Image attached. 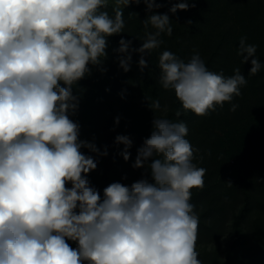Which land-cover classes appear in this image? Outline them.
<instances>
[{
  "label": "clouds",
  "instance_id": "obj_1",
  "mask_svg": "<svg viewBox=\"0 0 264 264\" xmlns=\"http://www.w3.org/2000/svg\"><path fill=\"white\" fill-rule=\"evenodd\" d=\"M140 2L116 0L110 16L100 11L108 0H0V264H202L199 218L189 200L191 189L204 187L206 169L193 163L198 149L185 138L187 124L154 116L132 165H147L151 182H113L101 197L87 175L98 161L80 149L107 156V146L101 151L79 140L80 125L70 118L79 107L74 85L91 74L89 65L107 71V38L123 33V9ZM143 2L152 13L144 28L156 31H146L139 48L120 39L114 52L124 72L133 53L143 72L145 54L163 43L161 33L172 35L169 15L154 12L163 5ZM190 7L195 4L181 0L169 12ZM246 39L237 54L250 60L255 75L261 63ZM158 66L163 88L198 116L239 96L247 83L240 68L231 77L209 71L198 52L186 63L164 51ZM149 107L161 106L156 100ZM115 144L124 145L120 155L128 161L129 136L117 135Z\"/></svg>",
  "mask_w": 264,
  "mask_h": 264
},
{
  "label": "trees",
  "instance_id": "obj_2",
  "mask_svg": "<svg viewBox=\"0 0 264 264\" xmlns=\"http://www.w3.org/2000/svg\"><path fill=\"white\" fill-rule=\"evenodd\" d=\"M155 2L163 7L154 12L168 14L173 31L171 36L161 33L160 47L150 55L145 54L148 67L141 72L140 54L133 53L130 70L124 72L119 67V53L115 52L111 59L104 61L106 72L89 65L91 74L73 87L79 107L70 118L80 125L79 140L93 142L101 151L107 146L108 151L107 156H97L86 148L80 149L82 154L98 161L97 168L87 174L90 184L103 197V189L113 182L126 186L142 178L151 182L147 165L139 169L132 165L137 149L151 135L154 116L184 122L189 129L185 138L193 149H198L193 153V163L206 169L204 187L191 189L189 200L199 218L196 245L219 242L228 231L231 216L233 218L234 239L226 253L222 255L214 250L200 253L197 258L202 264H264V172L250 169L231 176L221 143L222 132L238 122L259 118L263 120L264 130V0H187L195 7L178 10L175 14L169 12V8L181 0ZM113 8L108 6L100 11L114 16ZM123 13V33L108 39L117 41L118 47L121 38L131 40V46L139 48L145 32L156 31L151 25L147 30L143 25V20L152 13L147 11L143 0L131 3ZM241 37L247 38V44L256 45L255 58L260 61L261 69L255 75H249L250 60L243 63V57L237 54ZM164 51L172 52L186 63L198 52L209 71L225 77H231L234 70L240 68L247 83L240 87L239 96L234 95L223 106L216 105L215 110L198 116L183 109L174 91L161 85L158 65ZM61 86H64L62 82ZM156 100L161 107L153 112L149 105ZM233 105L237 106L234 111L231 110ZM177 111L181 112L179 117ZM117 135H127L132 140L128 161L120 155L124 145L115 144ZM66 186L71 187V184ZM67 243L72 248L77 247V242L67 240Z\"/></svg>",
  "mask_w": 264,
  "mask_h": 264
},
{
  "label": "rangeland",
  "instance_id": "obj_3",
  "mask_svg": "<svg viewBox=\"0 0 264 264\" xmlns=\"http://www.w3.org/2000/svg\"><path fill=\"white\" fill-rule=\"evenodd\" d=\"M116 0H108V6L115 7ZM118 48V42L107 38V58L111 59L114 49ZM261 118V117H260ZM262 119H250L238 122L222 132V147L227 155V168L231 176L242 174L252 170L253 172H264V130ZM232 221L227 223L225 235L219 242H201L196 245L198 254L218 252L224 255L234 239L232 234Z\"/></svg>",
  "mask_w": 264,
  "mask_h": 264
}]
</instances>
